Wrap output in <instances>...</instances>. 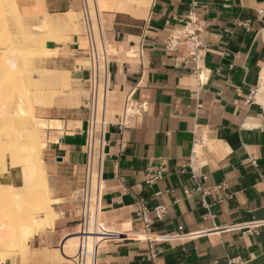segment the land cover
I'll use <instances>...</instances> for the list:
<instances>
[{
  "label": "crops",
  "instance_id": "1",
  "mask_svg": "<svg viewBox=\"0 0 264 264\" xmlns=\"http://www.w3.org/2000/svg\"><path fill=\"white\" fill-rule=\"evenodd\" d=\"M118 1L114 9L95 4L105 57L100 202L91 203H99L105 240L95 264H264V0ZM16 4L27 15L81 10V0ZM79 27L56 32L66 38L49 43L60 51L46 67L75 70L88 48L83 31H72ZM78 70L82 91L87 72ZM63 100L35 114L47 186L58 200L53 222L0 264H74L81 205L71 193L85 181L90 111L83 96ZM194 139L203 141L198 181L185 166ZM159 166L161 177L146 183L147 170ZM2 182L20 186L19 168L8 167ZM139 198L149 209L166 207L160 218L149 213L146 228L136 219Z\"/></svg>",
  "mask_w": 264,
  "mask_h": 264
},
{
  "label": "bare ground",
  "instance_id": "2",
  "mask_svg": "<svg viewBox=\"0 0 264 264\" xmlns=\"http://www.w3.org/2000/svg\"><path fill=\"white\" fill-rule=\"evenodd\" d=\"M88 2L91 8L94 46L101 56L102 63L104 49L99 50L94 28L95 4L99 9H114L120 8L121 3L118 0H88ZM39 13L43 18L38 21L35 19L36 16L22 14L16 0H0V230L2 231L0 246L3 238L6 239L3 245L5 247L3 256L17 251H27L28 238L47 224L46 219L53 222L52 204L57 202V199L50 196L46 182L44 162L41 157L43 145L40 142L39 125L35 116L37 110L35 95L44 88L56 89L55 86L62 82L67 70L36 66L32 58L21 56L20 51L17 50L20 49L22 52L21 48L24 47L32 54L38 52L48 58L56 56L58 48L53 47L49 42L54 43L65 39V36L56 32L60 31L61 26L74 25V18L79 14L70 9L63 15L49 16L46 12ZM101 63L98 67L96 66L98 73H101ZM84 64L85 67L88 66V62ZM76 69L73 74L78 77L80 72L78 67ZM90 79L92 112L86 149L89 154V164L92 167L90 182L95 191L97 188L96 160L101 150L99 142L98 145L96 142L100 135V127H103L102 117L101 120L99 118L98 99L102 92L103 80L99 83L94 77ZM8 167L19 168L22 181L20 186L15 187L10 183L2 182L5 173H8ZM96 200H98L96 197L92 199L94 202ZM33 213L42 216L35 217ZM87 224L89 227L87 226L84 232H90V219ZM97 229V233L93 236L100 241L104 236L99 230V225ZM79 236L80 232L78 240ZM90 240L87 237L88 244ZM92 259H88L87 264H92Z\"/></svg>",
  "mask_w": 264,
  "mask_h": 264
},
{
  "label": "built area",
  "instance_id": "3",
  "mask_svg": "<svg viewBox=\"0 0 264 264\" xmlns=\"http://www.w3.org/2000/svg\"><path fill=\"white\" fill-rule=\"evenodd\" d=\"M81 22L83 25V33L87 39L88 48L86 57L88 59V66L86 67L89 71V79L94 77L95 79L100 82V73H98V65L100 64V55L96 52L95 46H94V31L91 26L92 19H91V8L88 0H81ZM185 38H187V43L189 47V53L191 56L196 55V49L198 47V41L196 38V34L194 30L187 31ZM171 43V42H170ZM172 44V43H171ZM105 58V57H104ZM88 79V83H89ZM89 98L87 100V105L89 107L90 111V117H91V96H92V87L89 84ZM256 90L251 91L249 96L247 97V102L250 103L253 96L256 94ZM103 125V122H102ZM89 127H90V118H89ZM89 131V129H88ZM88 139H89V133H88ZM202 140L194 139L190 151L188 159L185 163V166L189 169L191 177L194 181H198V179L201 177V168L204 165V160L201 154V147H202ZM88 145V143H87ZM87 147V146H86ZM102 148V146H101ZM87 153V160H86V174H85V181L82 184L81 187H78L71 193V197L80 203L81 207V213H80V222L78 223V231L80 232V238L78 240L77 250L74 255V264H87V260L90 258H93L94 264H95V258L97 254V249L99 244L104 241L100 240L97 241L95 236H93L95 233H97L98 223L97 220L99 218V203L96 209V205L91 204L92 199H95V195L91 182H90V172H91V165L89 164V154L86 149ZM102 154V150H101ZM254 162V160H251ZM161 177V167H157L154 169H148L146 174V183H153L157 179ZM101 187V186H100ZM196 189H199V185L197 184ZM98 200L100 202V188H99V196ZM92 207V208H91ZM95 207V208H94ZM135 207H136V219L141 221L146 228L149 223V213L154 212L157 218H160L164 215L166 212V207L163 205H157L153 208L149 209L146 205V202L143 199H137L135 201ZM91 220L90 225V232H84V230H87V221ZM93 221V222H92ZM89 227V226H88ZM87 235V236H86ZM87 237H89L91 240L89 244L87 243ZM151 259L154 258V254L150 253Z\"/></svg>",
  "mask_w": 264,
  "mask_h": 264
},
{
  "label": "rangeland",
  "instance_id": "4",
  "mask_svg": "<svg viewBox=\"0 0 264 264\" xmlns=\"http://www.w3.org/2000/svg\"><path fill=\"white\" fill-rule=\"evenodd\" d=\"M79 14V13H78ZM77 14V15H78ZM94 14V28H95V32H96V36H97V42H98V47H99V44L100 43V40H99V35H98V32H97V25H96V22H95V13ZM31 16H36L35 19L36 20H41L43 17L40 13H34V14H30ZM76 15V16H77ZM80 18V20H79ZM74 21L75 23L79 26V22L82 24L81 22V13L76 17L74 18ZM73 32L75 33H81L83 30L81 29L80 31V27L78 28V31H74L72 30ZM79 33V34H80ZM17 35H20V33H17ZM50 43V42H49ZM22 49V52L21 50H17V51H20V55L22 56H29V58H32L33 59V63L36 65V66H45V59L48 58L46 56H43V55H40L38 52H35V54H32V52L24 47L21 48ZM99 50L101 51L102 49L99 48ZM16 51V52H17ZM34 51V50H33ZM59 49L57 50V55L59 53ZM25 52V53H24ZM31 52V53H30ZM19 52H17V55ZM34 53V52H33ZM31 54V55H30ZM86 55V54H85ZM39 56V57H38ZM46 57V58H44ZM100 57V63H101V56ZM44 58V59H43ZM42 59V60H41ZM88 62V59L87 57H83V58H79L76 60V63L74 65V69L77 70L76 68L81 65V70L83 71H86L87 73V76H86V85L84 86V89L81 91V90H76V87L77 86V82H76V76H74L73 72H75V70H70V69H66V74H64L63 76V80L61 83L57 84L55 87H57L56 89H51V90H48L47 88L45 89H41L39 90V93L35 95V106L36 108L38 109H42V108H47V107H50L54 104H58L59 103V98H62L64 99L63 101H68L69 104H72L74 101H76V99H78L80 96H83L85 98V100L87 101L88 98H89V86L87 84L88 82V79H89V71L87 70V68L85 67V64L84 63H87ZM103 63V62H102ZM101 63V73H100V82L101 80H103V88H102V91L104 89V74H103V68H102V64ZM44 64V65H43ZM53 90V91H52ZM74 90V91H73ZM57 91V92H56ZM74 93H73V92ZM77 91V93H76ZM55 92V93H54ZM79 92V93H78ZM88 92V93H87ZM88 94V95H87ZM102 94V92H101ZM70 96V97H69ZM70 101V102H69ZM63 105H66L65 103ZM101 109L99 108V117L101 116ZM100 139V135L98 137V141L96 142L97 145H98V142ZM58 201V200H57ZM34 215H38V213H33V216ZM2 231L0 230V233ZM5 237L3 238V241H2V245L0 246V262L1 260H4L6 257H9L11 255H14L15 253L13 254H6L5 256H3L4 254V250H5V247L3 246L4 243L6 242V239L4 241Z\"/></svg>",
  "mask_w": 264,
  "mask_h": 264
}]
</instances>
